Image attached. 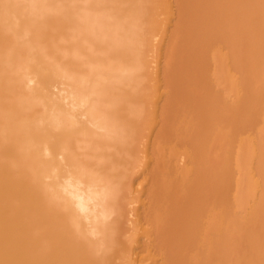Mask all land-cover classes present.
<instances>
[{"label": "bare ground", "instance_id": "6f19581e", "mask_svg": "<svg viewBox=\"0 0 264 264\" xmlns=\"http://www.w3.org/2000/svg\"><path fill=\"white\" fill-rule=\"evenodd\" d=\"M184 1L186 2V0ZM190 1L191 3L193 2V0ZM196 1L198 3H196L195 5H199V8L205 5L203 8L208 11V12L206 11L208 13V16L210 13L209 10H211L210 15L212 14L213 16H215L213 18H217L218 16L217 14H219L218 12H224L222 13L224 16L221 14L222 18L219 16L220 18L215 20H212L210 16L209 17L207 16V20H206L204 19V17L207 15V13L203 14L201 11H199L198 14L201 13L202 16L200 20L198 18L199 21L196 19L194 21L193 18H196L197 14L196 13L192 14V12H190L189 14L187 13L188 15L190 16L192 15V16H191V22H189L190 19L189 21H185L186 22L185 27L189 30L192 27L191 29L196 30L195 32H193L196 33V35H191L192 31L188 32V30L187 33H184V34H188L186 35V37H189L188 40L185 37H183L185 41L186 40L188 41V43L185 42L186 46L187 45L189 46L187 47L188 49L185 48V46H183L185 48V52L188 51L190 48L191 53L192 52L195 53L196 55H198V57L200 55L203 58L205 57L207 61L201 59L202 57L197 58L195 57V55L192 54L194 60L197 58L200 64H201L200 59L202 63L204 61L203 66L206 63L205 68L206 69L209 68V71L213 68V66L216 68L217 66L222 65L220 64V62H223V65L220 66V69L224 71L226 70L228 75H226L225 73L226 71L225 72L223 71L225 75L223 74L221 75L220 70H217L219 68H217L216 70L219 73L218 72L216 73L215 70L211 71L212 74L214 75L217 74L216 77L214 76L215 79L213 80H216V78L219 75L222 76L223 78H221L220 80L223 79L222 81H224L225 79L226 83L227 81L228 83H230V87L231 88L233 87L235 91L234 93H236V94L233 93L232 94L234 97L237 98V100L240 99L241 97H244L243 98L244 100L241 99L243 100V102L245 101L243 104L248 103V105H250L253 104V102L255 103L256 101L259 103L258 98L262 94H263L262 96H264V88L258 86V88L260 87L259 90H263V92H260L257 90L258 88L256 86L260 84L261 80H263L262 76L264 75L263 74L264 66L263 68H260V65H257L259 66L258 68H260L259 70H263L262 72L263 75L259 76V78L255 77L254 75L257 71L254 72L255 69H252L253 67H255L254 66L255 64L252 65L253 62L250 64V61H252L253 59L251 53L250 52L249 54L247 53L248 56L250 55L251 58L250 59L248 57L249 61L247 60V62H249L250 66H253L250 67L252 69V71L250 72L252 73L254 72L253 73L254 75L250 73V76L251 75L252 77L254 76L255 79L257 78V82L258 80L260 82L256 83L254 78L252 81V79L248 76L251 79L249 81L252 82L246 85V83H248L247 82L248 77L247 78L245 77L249 69L248 70L246 69L247 70L246 74H244L245 72H243L244 71L243 68L247 63L245 64L244 62L246 61L243 62V60L241 61L242 64H238V62L242 58H245L244 56L247 55L245 54L247 50L245 49L246 52L244 51L245 54V55L243 54L244 56L241 54V52H238L239 50L237 52L240 54L236 53L238 56H235L233 55L234 53H232L233 60L235 57L237 58L239 57L240 59L237 60V58H235L234 60L236 61L235 65L237 64L236 66H238V71L236 70L237 67L235 69L232 67L231 70L233 69L235 73L237 71L238 74L243 72L242 73L243 75L240 74V76L244 77L243 79H246V81L245 80L243 81V79L240 78L239 76V79H241L239 81H241L240 83H242L240 84L238 81V77L237 76L235 77L234 73L229 72L230 67L228 68L227 61L229 60L228 58L230 57H227V55L229 56L231 54L233 45L231 44L232 49L230 52H228L229 53L228 54L227 51L230 50L229 46L231 45L225 43V41H227L226 39H228L227 33L231 29H233L234 35L236 34L235 36L237 37L242 32H244L245 36L248 35L249 34L248 32L250 31H248L249 29H247L248 28L247 26H246L247 28L244 26V24H246L243 21V19L246 20L243 17L244 12L246 14L248 13L250 14L251 18L248 17L250 20L253 19L255 15L253 16L251 15V12L245 11L244 7H242L241 5L237 7L230 6V3H232L233 5L234 4L238 5L237 3H235L236 0H233V2L232 0L231 1L224 0L225 2H223V0L221 1L208 0L209 1L208 4L206 0H203V2H201L202 0L199 1L195 0L192 4H194ZM255 1L258 0H249L248 2L253 4V2ZM182 2L183 0H178V1L177 0H0V264H169L168 258H170L169 256L173 253V251H171V249L168 248L171 251L168 252L171 254L166 253L167 252L166 248L168 247V246L166 247V245L168 244L169 241L166 240L164 242L163 240L165 238L164 236H166L167 234L168 235H170L171 233L173 234L172 231L174 229L176 232L173 235L177 236L178 234L179 239L181 238L185 240L186 243L184 245L186 247H188L187 244L188 241H186L187 238L184 239V237L187 236L194 237V239L196 240L195 243L192 242V244L194 245L196 244L195 246L197 248L206 246L208 249L203 247L205 249H200V250L203 251L211 250L210 253L211 256L220 253L219 250L216 253L215 248H213L212 251V247H216V245L215 246L213 245L214 244L213 238L216 240L217 239L216 237L218 236L219 237L218 239H220V241H223L222 242L223 244L221 243L222 245L225 246L228 245L227 243L224 244L225 239L223 240V238L226 237L227 233L224 232L225 237L224 235L222 236V232L227 231L226 223L228 222L225 221L226 220L225 215L226 214L228 215L226 218H228L229 220L230 219L229 215L232 216L234 215V213L233 214L228 213V212L231 213V209H226L228 210V212H225L226 210L224 208V205L227 203L229 208L230 205L234 204L232 206L233 207L236 206L235 208H237L238 206L236 204L239 203L238 201H240L241 203L242 199L245 198L244 197L242 198V194L241 196L239 195L240 197L238 198L236 193L235 194L233 193L235 195V198H233L234 200L231 201H233L234 203L231 202L232 204H230L229 203L230 201L227 202L228 200L227 201L225 200L227 196L226 197L224 196V193H226L224 192L225 190L224 187L230 185L231 180L227 181L226 178L223 179L222 177L223 174L227 173L225 172L226 168L225 169L222 168L224 167L223 164H221L218 167V170L216 171L212 169L213 171L209 172V169H207V171L206 170L202 171L200 169L202 172L206 171L204 172L206 174L197 171V169H199L197 168L199 167L198 162L200 163L201 161L204 160L201 159L200 161L199 159V156H202L200 152L203 150L202 149L203 147L201 142H200L201 144L199 143L201 148L199 147L198 143L197 144L195 143L196 145L194 144V140L192 139L193 137L190 136V133L191 132L193 133L194 131L193 134L194 136H196L195 133L198 134L199 131L201 130L199 134L202 133L203 134L202 136H204L205 133L207 135V133L204 130L202 131V129H200L199 124H196L197 122H200L198 120L200 119V117L207 118L205 115H208L209 118V120L207 118L208 122L213 123L210 122L211 121L210 118H211L212 121H214L216 124L217 123L216 119H218L216 117L217 115L216 112L226 110L224 115H223L224 112L222 114H220L221 113L220 112L217 115L220 116L219 118L220 120L218 119V123H220L221 119L222 118L224 119L227 113L231 111L230 107H232V105H233L232 110H234L235 109L234 106H236L238 103L241 104L242 106H239V104L238 106H236V109L237 107H239V110H241L240 112H242V110L244 109L252 110V108H255L256 105H257L256 109L258 110L259 107V109L261 110L264 109V100H263L264 98L260 97V99L263 98L262 102L260 100V103L262 104L261 105L259 103L260 106H258V104L256 103V105L255 104H253V106L251 105L252 107L250 106V108H248L249 106H247L246 104L245 107H243L241 100H240L241 102H238L239 101L238 100L236 104V100H235L236 98L233 100L232 99L233 96H227L231 88H229L228 85L225 83V85L227 86L225 87L224 85L223 87L226 88L225 90L228 89L229 90L225 91L223 88L222 89L223 92L225 91L227 94L225 92L223 93L224 95L221 96L216 94L218 96L216 95L213 96L214 99L211 97V95L210 97L214 101V102L212 101L213 104L215 103L216 99H218L217 97L223 98V99H218L219 101L221 100V103L222 102L225 103L227 101L224 98L228 97L226 99H229V97H232L231 99L233 101L231 99L228 100V102L231 103L230 104L231 106L228 105L229 108H227L226 107L227 105L224 106L223 103L225 110H222L223 107L221 103L219 102V104L221 105L220 106L218 105L217 102L215 103L216 105L214 104L215 106L213 105L212 107V103L210 102L211 99L209 100L210 98L209 94L213 92H211L212 89L207 83V77L205 76L208 74V72L206 73V71L203 70V68L201 67L202 69L198 70V75L201 78L198 77L195 74L196 72H194L191 69L192 67L186 64L188 60L186 61V59L184 58L183 60L186 62H182L181 67H180L181 62H179V65H177L178 64L177 63L176 66L177 67L179 66L181 69L183 68L182 66L185 63L184 65L185 68H183L182 70L184 71L185 69L186 71V67H187L186 65H188L187 70L188 69L191 70L186 72L187 74L189 72L192 74L193 72L192 78L190 76L191 74H188V76L187 74L185 75L188 78L190 76L189 79L191 80H188L187 78L188 82L190 83L191 81H193L194 83H196L194 84L196 85V87L193 85V83L192 84L190 83V85L192 86L189 85L190 87H188L187 85L189 83L188 82L182 83V79H180L181 80L180 83L186 84V87L184 88L185 85L181 86L182 84L178 83L179 82L178 78L181 77L183 78V73L185 71L184 72L182 71L183 72L182 75H180V73H175V71H172V73L170 71L173 69H177L176 72L181 71L180 69L178 71L179 67L176 68L175 66H173V68H171V66L173 65L171 61L174 62L173 60H175V58L179 61L178 58L180 56L178 57L177 55L178 57L177 58L173 54L178 53L177 51V49L179 48L178 45L181 46V44L178 43L180 42L178 38L184 36L183 29H182L183 32H181V27H182L181 25L184 24L182 23L183 22L182 17L185 16H182L181 13L184 15L185 13H183V10L190 4L183 2L187 6H184V4L183 6H180ZM258 2L264 3V1L262 0L261 2L260 1ZM256 4L257 2L255 3V5L252 6H254V8L256 6L258 7L259 5ZM195 5L192 6L194 8H198ZM189 6L192 7L191 5ZM190 7L188 8V10L194 9V8L191 9ZM206 7L209 9H207ZM215 7H217L218 10L217 9L216 10L218 12L215 11V9H213ZM259 8L261 9H258L257 11L258 19L261 18L262 20L261 19L258 20L254 17L256 19L255 24L257 27L253 23L254 20H252L251 23V21L248 19L252 25L248 23L247 20L246 21L248 23V26L251 25L252 28V26L254 25L253 27H256L255 29L259 30L260 33H262L264 32L263 31L264 8L262 9V6ZM212 10L215 11L217 14ZM246 14L244 16H246ZM193 15L195 17H193ZM161 16H165V18ZM190 16L186 15V18L187 17L190 18ZM174 18L176 20H174ZM162 20H164V22ZM173 20L174 22H172ZM176 21L177 24H175ZM196 21H198L199 25L198 23L197 25L191 24V23H195ZM200 22L201 23L203 22L202 25H200L201 24ZM187 23H189V25ZM186 25L188 26L193 25V26L187 27ZM185 27L183 25L182 28L185 29ZM244 27L248 31V32L246 31L248 34L243 29ZM197 28H200L198 29L199 31H197ZM205 31H208L207 33L211 31L212 33L219 34V35L215 34L216 40L217 39L219 40L218 43H216L217 41L214 40L212 34H210L211 32L209 34L215 42H213V40L208 38L209 35ZM178 34H180V37ZM204 34L207 35L206 36L207 38L204 37L203 40H201L202 37L201 39L199 37L198 40L197 37L205 36ZM241 35L244 38L243 33ZM255 35L256 37L258 36V38L261 37L258 34ZM262 35H264V33H262ZM222 37L224 38L227 37V38L223 40ZM249 37L246 38L248 39ZM252 37L254 38L250 37L251 42L253 39H255L254 35ZM263 37L264 36H262V38L259 39L256 38V41L258 39L259 42H261L260 41L261 39L264 40ZM190 38L191 40L196 38L197 40L195 41L193 40V41L194 42L200 41L201 43H203L204 40L206 39L211 40L209 42L205 41L204 46L207 47L208 43L212 42L211 44L216 43L220 47V49H218V47L217 49H215L216 47H214L213 49H215V51L213 49L211 51L209 49L211 47L209 46V48L207 47L205 53H207L208 51L209 52L206 55L204 53L205 56H203L202 53L205 50L203 51V49H201V51L203 52L199 51L200 50L199 48L203 45L200 42L198 43H200L201 45L195 43H193L192 45L191 43L189 44V41H191L189 40ZM183 39L182 41H184ZM233 39H234L233 44H236L237 40L240 38L238 37L237 39L236 37H233ZM173 40L176 41V43H174ZM220 40L222 43H220ZM239 41L240 43H243L244 46L245 44H247L243 42L244 41L243 39L242 41L241 39L238 40L237 44H240ZM166 43L169 45H167ZM171 43L172 45L174 44V46L178 44L177 49H175L176 46L175 48L174 46H171ZM219 43L224 45L223 46L224 48L227 47L229 48L227 49V51L225 50L227 53L226 55L222 53L221 48L223 52L225 51L222 45H220ZM256 43H258V41L249 44L252 45L253 49H256V46L253 45ZM261 43L264 45L263 42ZM162 44L163 46L167 45V47L164 49L167 48L169 49L170 46L173 48L170 47L171 48V50L169 49L170 51L168 49L165 51L162 48L163 47ZM194 44L195 46H193ZM243 44H241V46H243ZM236 45L235 48L238 47V46L236 47ZM198 46L200 47L198 48ZM258 46L260 47L261 45ZM194 47L198 48V50H196V48ZM158 48L159 50L162 48L165 53L160 54L159 52H157L158 54L157 57L156 51L158 50ZM174 49L177 52H174L175 51ZM180 49L184 50L183 48L180 47L179 51ZM239 49L242 50V48ZM260 49L262 48L260 47ZM160 52L162 51L160 50ZM190 52L183 54L181 51L182 53L181 55L184 57V55L186 54L190 55ZM197 52L199 53L201 52V54H197ZM251 52H253V50H251ZM254 52L256 51L254 50ZM260 54H262V52ZM263 54L262 57L258 55V57L262 59L258 58L256 59L257 61L255 60L257 55H255V58L253 56L254 60L259 64H261L260 61L263 60L264 58ZM207 55L208 58L210 59L209 62L212 64L211 66L212 68H210V66L206 67L207 65H209L207 64L208 62V58H206ZM192 57L189 58V60L193 59ZM185 58H188V56ZM225 58H227L228 60ZM180 59L182 58L180 57ZM223 59H225V61H223ZM177 60L175 61L177 62ZM233 60L230 59L231 62L230 65L234 64L232 63ZM196 62H197L196 60L195 62L193 61L194 64H197V66H199L198 62L197 63ZM224 62L225 63L227 62V65H224ZM239 69L241 71H239ZM201 71L203 74L201 73ZM213 71H215V73ZM169 72L171 73V75L172 74L175 75L178 74V76L180 75L179 77L177 75L175 76L177 83L175 82V80L173 81V83L175 82L177 85L179 84L184 90L176 86L178 88V91L176 88L175 91L176 93L174 92L175 87H173L171 82L173 76H171ZM193 75H196V77H194ZM202 75L203 77L206 78V80L205 78L202 77ZM224 76H229L230 81L229 79H227V77ZM256 76H258V74H256ZM212 77L213 75L211 76V78ZM195 78H198L196 79L197 81L199 79L201 80V86L202 84H204L205 86L208 85L206 87L203 85L201 89L203 90L205 89L204 91H206L208 87L207 91H209L208 92L209 94L207 93V91L204 93L202 90L199 89V84L197 85V81L195 80ZM184 79H186V77ZM202 80L203 81L205 80L206 84ZM144 81L146 82L149 88L146 86V84H143L145 83ZM254 81L255 84L253 83ZM147 82L151 86H149ZM216 82L218 84L217 80ZM216 82L214 81V83ZM243 82L244 83L246 82L245 83V85L247 86L246 90L250 88V85H252L253 87L255 85L254 88L255 89L257 88L256 89L257 91H255V89L253 90L252 87L253 91H251L250 94L251 93L255 94V92H257L256 94H258V92H260V95L259 94L255 95L254 98V96L251 94V97H249L248 95L249 92L247 93L245 90H244L245 92L242 90L244 93H247V96L241 95L240 97L239 84L242 88V85L244 84ZM262 83H264V81ZM222 85L220 84V86ZM191 87L193 89H191ZM187 88H189V90L191 89V93H193L194 91L197 92V90L200 91L197 93L199 94L201 100H202L201 97L208 94L207 95L208 97H205V99L207 98L209 100V103L207 99L204 102L206 106L210 104L212 110L209 109L210 107H206L207 109L204 108L203 106H201L202 105L201 103H200L201 105L198 106L196 104L197 102L191 101L194 102L193 104H196L193 105L191 102L188 101L190 98L194 99L191 96L190 98L187 99V101L189 102V104L191 103L193 106L190 104L191 106L188 105L190 109L189 108L187 109L193 112L195 110V106H198L196 108V111H198V108L201 107V110L202 108H204L206 109V112L204 113V109L202 111L199 109L200 110V112L198 111V113H200L199 116L202 113H204V116L202 114L199 117L198 113L194 114L195 113L194 111L192 114L194 115L193 117L198 116V118L193 119L192 115H190L192 117L191 118L187 113L189 110L186 112V110L183 109L187 106L186 105L187 101L184 102L186 106L184 107L182 106L180 108L183 109V110L181 109L182 112L183 111L186 112V113L184 112L186 114L185 116L189 117L191 121H189L188 119H187L188 122L181 121L183 119L185 120L183 116H182L183 119H181L182 118L181 117L179 120L178 117L184 114L181 111L180 113H178L179 112L178 109L177 110L174 109L176 110L175 112H177L178 113L177 115L179 116L176 115L177 122L174 121L173 123L172 120L171 122L175 124L174 125L175 127H177L176 123L178 124V121H180L179 123L180 125L175 129L173 124L170 122L171 118H168L171 116H168L166 118L170 122V123L167 122L169 123L170 126L163 123L165 119L164 116L167 113L170 114V112L165 111L166 113L165 115H163V111H162L163 107L160 111L159 109H157V107L155 108V106H157L156 104L162 98L164 99L166 93H167L166 96L168 97V92L171 91V89H173L172 90L173 92L171 91L173 94L170 93L171 96L170 94L169 96L171 97L170 101L172 102L174 101L172 97L174 93L177 94V92L178 93L180 91L182 92V90L183 91L187 90L189 92ZM195 88H197V90H195ZM209 88L211 90H209ZM201 91L203 92L202 94L205 95H201ZM196 92L194 93V95L196 94ZM230 93L231 92H229V94ZM185 94L187 93L184 92L183 95ZM188 94L185 96L186 98ZM181 96L179 99L177 97V99L182 100L184 97L182 96L183 97L182 98ZM144 98L148 100L149 107H153V109L147 108L148 105H145V103L147 104L146 101L144 104L142 103V100L143 101L145 100ZM246 98H251V99L247 101ZM205 99L203 98V100ZM178 100L174 101L175 104L178 103L176 102ZM250 100H252L251 101L252 103L249 102ZM137 101L139 104L142 103L141 106L144 107V109L147 108L145 110L146 117H143L144 120L142 119L143 113H140L138 112V110L133 109L134 107L133 105L135 104L134 102L138 104ZM196 101H198V99ZM181 102H183V100ZM226 104L228 103L226 102ZM217 105L218 108L221 107L219 110H217L218 109L216 107ZM170 106L173 107L172 105ZM177 107L178 104H176V106L173 108H177ZM191 107L192 109H194L193 111ZM140 109L142 110V108ZM208 109L209 111H207ZM209 112L215 113L216 115L214 114L215 115L214 118L216 119L212 118L211 115L213 114H210ZM257 112L258 111H256V113ZM141 114L142 116H140ZM221 115H223L224 117L222 116L221 118ZM162 116L164 117L163 119ZM227 116L229 117L231 115H227ZM172 117H173L172 119H174L175 116ZM253 117L254 116L251 115L250 118L252 119ZM259 117H261V115ZM176 118L174 120H176ZM145 119L148 120L147 123L145 122L144 124H142L145 121ZM261 119H263L264 121V114ZM150 120L151 123L149 122ZM192 120H194V122ZM201 120L204 123V120L203 119ZM255 120L256 118L254 119V122ZM184 122L186 123L187 132H184L185 130L184 126L181 125V123L185 125ZM190 122H193V124L189 125ZM251 122L253 121L250 120V123ZM259 122L262 123V121ZM203 123L202 126L208 124V123L205 124ZM218 123L216 124V126L218 125ZM161 124L163 125L165 124L166 127H169L168 129H170V127L171 128L174 127L173 130H175V132L172 129H170L171 132H173L172 137L170 134L171 138H173L174 135L175 137L177 136L178 133H176V130L177 131L179 130L178 132L183 131L182 134L186 133L185 135H189L188 137L183 136L182 138H184V140H182V138H180L181 136L179 137L181 133H179L178 137L176 138L177 139L179 138L180 141L175 138L178 141L177 142L175 140L176 145L179 148H182L180 147L182 146L180 144L184 143V141L187 143L189 138H191V140H193L192 141L193 145L195 146L198 145L199 149L193 146L195 149L197 148L196 149L198 152V153L196 152L197 156L195 157L192 156V154L194 155L195 152L192 151L190 152L185 148H182L184 150L177 152L175 150L177 146L174 147L175 146L174 138L171 139L169 136H167L170 133V131L169 133L168 131L165 132L163 130V127H165V125L162 127ZM194 124L197 125L198 127L197 126L195 127ZM220 124L218 126H220ZM247 124L249 125V123ZM223 125H221V127H217L216 131L219 130L220 132H222L225 128L224 127L225 125L224 126ZM159 126H161L160 128L162 129L161 131L162 133H160V131L158 130ZM180 126H183L182 127L183 130H180L181 128ZM189 126H193V128L196 129V131L192 129L191 131L188 130ZM207 126L209 127V129H207ZM203 127L205 128V130L207 131L209 130L208 133H213V131H215L212 129L210 130V128H214V126L210 127L209 125H205ZM222 127H224L223 130L218 129ZM229 127H232V124ZM228 131H232V129L231 130L228 129ZM214 133L212 137H214ZM218 133L216 132L215 137ZM226 134L221 135V137L219 136L220 137L219 139H222L223 137L225 138V139L223 138L224 140L222 139V141L219 140L218 138L216 139L214 138L213 140L211 134L210 136L208 135L207 137L209 138L211 137V139L214 142L215 140H218L217 143L220 142L221 145L225 147V148L223 146L221 147L220 143L218 145L216 142L212 144V145L214 144L218 145V147L216 146L218 149L217 152L218 151L220 152L221 150L220 154L221 153L224 154L225 157H223L222 154L218 156L222 157L223 159H225L228 156L229 158L228 157L227 158L229 160L231 158V154L230 155L228 153L225 154L226 153L225 151L227 150L226 143L233 142V139H235V137H236V141L234 142H237L238 140L239 143V141L242 139L239 140L238 139L239 134H237V136L235 137L231 136L233 138L231 139V141H229L230 140V138L228 137L229 135L225 137ZM185 139H187V141ZM226 139L228 140V142ZM170 140H172L171 142L173 143V145L171 144ZM207 140L209 139L207 138ZM259 141L258 143L262 142L263 139L262 141L260 142ZM234 142L233 144H235ZM165 143L167 144L170 143L171 145L168 144V147L166 148V146H164ZM186 143L184 144L187 147V145H189L190 143L189 142H188L189 144ZM230 144L228 143V145ZM190 145L189 147L192 148V146ZM206 145L207 144L203 146ZM240 145L242 144H239V146ZM208 147L209 145L207 147H204L205 148L204 151H206L207 150L206 148ZM229 147L230 146H228V148ZM221 148H224L225 150L224 149L222 150ZM241 148H242L241 146L238 147V152H240V154L243 153V152L241 153V150H239ZM164 149L168 150V153H165ZM198 150H200V152ZM209 150H211V147H209ZM232 150L233 148L231 146V151ZM204 151H202V153ZM213 151H209L210 152L209 154L207 153V151L206 153L204 152L205 157L204 156L203 157L208 158L209 161H212V159L215 157L214 156L215 152ZM223 151L225 153H223ZM212 153H214V155ZM229 153H231L230 150ZM206 154L209 156L210 154L213 155V158L212 156H210L211 159L209 157H206ZM253 155L256 158L257 154L256 155L253 154ZM237 156H238L237 154L236 157L234 156L235 159L237 158ZM234 157L232 159H234ZM254 157L252 158L253 160ZM222 158L219 161H223ZM239 158H244L245 159L244 163L245 164L248 163L246 162V160L248 161L247 157L245 158L239 156ZM214 159L216 160H213L212 163L213 162L214 163L211 164L216 168L217 157ZM206 160L207 159H205L204 161L206 162ZM208 160L207 162H209ZM240 160L241 159H239V161ZM242 160L241 162H243ZM204 161L202 163H205ZM237 162L238 160L236 161V163L233 162V164L235 163L234 166L236 165L235 167L232 166L234 169L231 167H229L228 169L230 170L231 168L233 173L234 170L236 169L237 171V173L235 172L236 174L241 173V175H243L242 172L245 167L243 168L239 164L240 170H237L238 168ZM250 163L253 164L255 162H250ZM230 164L232 163L230 162ZM262 164L264 163L262 162ZM191 165L194 166L195 168V170L193 168L196 175V177L194 176L196 178L195 180L194 177H192V175L194 174L191 175L190 173V170H192ZM224 165L230 166L229 163H226ZM200 166L204 167L205 165L204 166L200 165ZM179 169L181 172H178ZM254 171L256 172V170ZM257 171L259 172V174L257 173L255 174L253 171H251L250 177H244V175L243 177L246 180L248 179L247 181L251 180L253 186L259 188L257 189L259 193L261 189L264 190V174L261 175L262 172L261 170L259 171V169ZM207 172L208 175L212 174L211 175L212 181H210L209 177L205 176L207 175ZM178 173H182V175L179 177L178 175L180 174ZM215 173L216 175L214 176L213 174ZM229 174L234 175L229 172L227 173V176ZM205 177L207 178L206 179L207 181L204 180ZM240 177L242 180L243 177L242 176ZM192 178H193V182H192ZM219 178L222 181L219 183L220 187L219 185L216 184L218 183V181H220ZM197 179L200 181L203 179L202 182L203 183L205 182L204 185L206 184V182L208 183L216 182V183H212V185L215 186L214 184H216L217 188L216 187L214 188L211 184L210 185L214 188V190L216 189L220 190L218 191L220 193L218 194L217 197L213 195L215 196L214 198H216L215 200L216 204L215 205L213 204L214 199L213 197H211L212 202L211 200L208 201L211 202L212 204L207 202L210 206L206 205L208 209L204 210L205 206L203 207L204 209L203 208L201 209L203 212L208 211L207 215H205L203 219L202 217H199L198 219V216L195 215L198 214L197 210L201 208L200 206H198V204L199 203L201 204V202L202 203L205 202L203 198L204 196L203 194H206V196L208 194V197L206 198L209 199L210 190L207 191L208 193H205L206 191H203L202 189L205 187L209 188V186L207 187L208 184L205 187L204 185L202 187V183L199 184L197 183L198 184L197 185L196 184V182L198 181ZM228 179L230 178L228 177ZM238 179L240 178L237 177L236 181ZM223 180L229 183L226 182L225 184ZM241 180H238L237 182L239 183L235 184L236 186L235 189H237L236 191H238L239 187L241 186L240 183L244 181ZM223 183L225 184V186ZM243 183L247 185L246 181H244ZM195 184L198 187L201 186L200 188L202 191ZM212 187L210 188L213 189ZM189 188H191L190 190L193 189L191 192L195 190V192L199 194L198 197L196 193L192 194V195H196V197H194L195 200L196 198H200V193L202 194V192H204L201 195L202 198H200L202 200L201 202H199L200 201L199 199H197L198 200L197 203L195 201L193 202V206L194 208H196L195 211L197 214L195 213L194 210L190 211L192 206L191 205L189 206V204L192 203L190 201H193L194 199L191 200L192 198L191 195L189 194ZM229 188L230 186H228L227 190H229ZM241 189H243V187ZM179 191L181 192V194H179ZM229 193L230 192L226 194L228 195ZM260 194L261 193H259V196L263 197ZM189 198L190 200H188ZM230 198L232 197H229V199ZM236 198L239 199L237 202H235L237 200ZM173 199L174 200L177 199L178 203L180 202V204L178 205L177 203L175 204L174 202L177 201H174ZM181 199H183V201ZM261 199L262 200L260 201L261 202L263 201L264 203V198ZM168 201L169 202L171 201L175 204V206L176 205L178 206L177 211L179 213H177V211L174 210L176 211L175 212L176 214L175 213L174 215L172 214L171 211L173 209L171 210V208H173L174 205L167 203ZM184 201H188L187 206L189 207L187 209L189 210L188 212H186V214H188L187 216H189L190 214L191 217L186 216L185 218V216H183L185 212L182 215L183 213L182 209L185 208L184 206H186ZM255 201L258 203L257 204L255 202V204L260 206L259 204L261 202L259 200H255ZM263 203L261 204L260 207L256 205H254L253 207L256 206L259 209L261 208L262 211H264ZM168 204L170 205V208H168ZM181 204L182 205L184 204L183 207L181 206ZM195 204H197L198 208L196 207ZM165 205L167 208L165 207ZM171 205H173V207ZM203 205L204 204H202L201 206ZM227 205L225 206L227 207ZM214 206L216 209H214ZM176 207H174V209ZM165 208L167 209V212L168 210L169 211L171 210L170 215L171 217H173V220L171 223H169L170 225L168 224V222L171 221L170 220L171 217L169 215V212L168 213L165 212L166 211ZM254 209L255 208L252 209L254 214L256 213L258 215L261 214L262 211L260 213L259 212L255 213ZM183 211L185 210L183 209ZM191 212H193L192 215ZM203 212H201L200 213L201 215L199 214V216H203L202 214ZM253 212L251 213V215L253 214ZM262 215L263 213L260 216H256L258 218H256L255 216H251V218L248 217L247 219L249 220L250 218L249 221H251V219H253L254 217L256 219H259L262 218L261 217ZM235 217L238 218L236 216V212H235ZM235 217H233L235 219L234 221H237ZM242 218L244 217L242 216ZM232 220L233 219H231V221ZM253 220L255 222V219ZM164 223L165 224L167 223L166 225H169L167 226L166 229L172 226L174 229L171 228L172 231L170 233L167 232L166 234V231L168 230L166 229H165L166 231L164 230V227L166 226ZM174 226H176V228ZM224 226H226V228H224L225 230H223ZM263 230L261 229L263 233L260 231H259L260 233L258 232L260 236H264ZM172 234L170 235L171 237ZM170 239L168 237V240ZM177 239L178 238H176V240H173L172 237L171 241L173 240L175 242L177 241ZM260 239H263V242L262 240L261 242L264 243V238L260 237ZM191 240L192 239L190 238V241ZM170 242L168 245L173 243L171 245H173V247H176V245L174 246V242L171 243ZM256 242H258L259 244V241ZM176 243L179 245L180 242H175V244ZM217 243L219 246V242H216V244ZM260 244L259 246L256 245V247L261 246L259 251L262 250V248L264 247V246L262 247L263 244L262 245ZM194 245L191 246L189 245V246L191 248L193 246L194 248ZM181 248L184 249L180 245L178 246L177 250L178 249L182 250ZM223 248H227L226 253H228L227 251L229 245L228 247L226 246ZM254 250L256 251V249ZM188 251L189 252L191 251V253L193 252L192 249L191 250L189 249ZM208 251H207L208 253L207 255H209ZM184 252L186 253L187 251L185 250ZM184 252L183 255L185 257ZM189 252L188 254L190 255L191 253ZM198 252H193V254L195 253L197 257L196 260H198L199 262L201 260V257H203L204 255L198 258L197 256V254H199ZM165 253L167 256L165 255ZM257 253L259 252L257 251ZM179 254L181 255V253ZM193 254H191L190 257L191 256L193 257L194 256ZM260 254L261 257L264 256V253L260 252L258 254L259 257ZM178 255L175 254V256ZM183 255H181L180 256L181 258H179L180 262H177L178 261L177 258L179 256L176 257L177 261L174 260L176 264L178 263L182 264L181 261L183 259ZM207 255H205V257H207ZM209 256L207 258L204 257L205 258L204 263L202 262V260L200 262H202L203 264H208L207 261L208 259L209 263H211L213 259H211V256L209 258ZM218 256L221 257L222 255L221 256L217 255V257ZM227 256L228 255L226 256L224 255L223 257L226 259ZM148 257L150 258L154 257L152 263H147L149 260L148 261L146 260V263H144L145 259ZM187 257L188 256H186V259H183V261L184 260L188 261V259L190 260V258ZM194 259L192 261L198 264ZM210 259L212 261H210ZM217 259H218L217 261L218 264L224 261L223 259L221 260L222 262H220L219 261L220 258ZM257 260L260 261V258ZM191 263L189 262V264ZM170 264L173 263L170 262ZM183 264L186 263L183 262Z\"/></svg>", "mask_w": 264, "mask_h": 264}, {"label": "rangeland", "instance_id": "374dc122", "mask_svg": "<svg viewBox=\"0 0 264 264\" xmlns=\"http://www.w3.org/2000/svg\"><path fill=\"white\" fill-rule=\"evenodd\" d=\"M177 1H178V0H177ZM194 1H195V0H193V2H194ZM198 1H199V0H198ZM206 1H207V4H208L209 1H208V0H206ZM219 1H221V0H219ZM225 1H229V0H225ZM225 1L223 0V2H225ZM230 1H231V0H230ZM248 1H249V0H236L235 3H237L238 5H236V4L233 5L232 3H230V6H232V7H233V6H234V7H237V6L241 5L242 7H244V10H245V11H249V12H251V15H253V16L255 15L254 17H255L256 19H258L257 11H258V9H261V8H259V7H261V6H262V9L264 8V3H263V2H262V3H259V2H258V1L261 2V0L255 1V2H253V4H251L252 1H251V3L248 2ZM262 1H264V0H262ZM183 2H185V1L183 0ZM183 2L181 3L180 6H183V4H184V6H187L185 3H187V4L190 3L189 5H191V6H192V5H195L196 3H198V2L196 1L194 4H192L193 2L191 3L190 0H189V1L186 0L185 3H183ZM201 2H203V0H202ZM232 2H233V0H232ZM256 2H257L256 5H259V6H258V7L256 6V7L254 8V6H252V5H255ZM177 3H178V2H177ZM199 3H200V2H199ZM204 3H205V2H204ZM204 3H203V4H204ZM221 3H222V2H221ZM221 3H220V4H221ZM201 4H202V3H201ZM260 4H263V5H260ZM189 5H188V6H189ZM188 6L186 7L187 9L185 8L186 10L184 9L185 12H184V10L182 9L183 7L181 8V9L183 10V13H185L187 16H190V15H188L190 12H192V14H195V13H196L197 15L200 14V15H199L200 17L196 15V18H193L194 21H195V19L198 20V18H199V20H200V18H201L202 15H201V13L198 14L199 11H201L203 14H206V13L208 12L206 9L203 8L205 5H204V6L202 5L203 7H200V8H199V5H195V6L198 7V8H194L193 6H192V7L189 6L191 9L194 8L196 11L198 10L197 12H196L194 9H193V10H188V8H189ZM210 6H211V4H210ZM177 7H178V5H177ZM201 8H202V10L204 9L205 12H204V10L202 11ZM206 8H207V7H206ZM211 8H212V7H211ZM218 8H219V7H218ZM177 9H178V8H177ZM207 9H209V8H207ZM213 9H215V11L218 10L217 7L213 8ZM216 9H217V10H216ZM219 9H220V8H219ZM182 10H181V12H182ZM250 10H252V11H250ZM206 11H207V12H206ZM209 11H210V13H211V10H209ZM212 11H213V10H212ZM215 11H213V12H215ZM222 11H223V10H222ZM177 12H178V10H177ZM217 12H218V11H217ZM187 13H188V14H187ZM210 13H209V16L212 18V20H215V19H219L220 17L222 18V15H223L222 13H224V12H218L220 15L217 14V13L215 12V13L218 15V16L216 15L217 18H213V17H215V16H213L212 14H211V15H212V16H211ZM247 13H248V12H247ZM252 13H253V14H252ZM185 14L183 15V14L181 13L182 16H185V17H182V20H183L182 23H184V24L181 25L182 27H183V25H184V27H185V23H186L185 21H189V19H190L189 22H191V16H192V15L190 16V18H189V17L186 18V15H185ZM213 14H214V13H213ZM221 14H222V15H221ZM245 14H246V13L244 12V15H245ZM214 15H215V14H214ZM244 15H243V17L248 21V23H250V22H249L250 19L248 18V17H250V14L248 13V14H246V16H244ZM203 16H205V15H203ZM207 16H208V13H207V15L204 17V19L207 20ZM209 16H208V17H209ZM219 16H220V17H219ZM223 16H224V15H223ZM161 17H164V18H165V16H161ZM173 17H174V16H173ZM193 17H195V16L193 15ZM254 17H253V19H251L250 21H251V23H252V20H254L253 23L255 24V22H256L255 20H256V19H255ZM164 18H162V19H164ZM183 18H184V19H183ZM202 18H203V17H202ZM250 18H251V17H250ZM160 19H161V18H160ZM204 19H202V20H204ZM248 19H249V20H248ZM260 19H261V18H260ZM260 19H258V20H260ZM174 20H176V19L174 18ZM174 20H173L172 22H174ZM199 20H198V21H199ZM202 20H201V21H202ZM246 20L243 19L244 23L247 24V25L244 24V26H245V27L247 26L248 28H247V27H246V28L249 29L248 31H250L251 33L248 32V31L246 30V28L244 27L243 29L245 30V32L247 31L249 34L246 32L248 35L245 36V35H244V32H242L244 38H243L242 35H241L242 33L238 36V37L241 39V41H242V39H243V40H244L243 42L247 43V44H245V46H244L243 43H240V41H239L240 44H237V43H238V40H240V39H238V37L235 36L236 34L234 35V31H233V29H231L233 32L230 30V31L227 33V37H228V39H226L227 37L224 38L225 36L222 37L223 40H225V39L227 40V41H225L226 44H229V45L232 44V45H233V49L231 48V47H232V45H231V46H229L230 50L227 51V49H229V48H228L226 45H225V46H226L227 48H224V47H223L224 45L220 44V43H222L221 40H220V43H219V44L222 45V47L224 48V51H225V50L227 51V53L230 52L231 49H232L231 54H230L229 56L227 55V57H230V58H228L229 60H228L227 58H225V59L228 60V61H227V62H228V68L230 67V68H229V70H230L229 72L234 73V76H235V77H236V76L238 77V81L241 80V79H239L240 74L243 75V74H242L243 72H245L244 74H246V71H247L248 69H249V71H248L247 74H249V75L246 74V77H245V78H247V77L249 76V77L252 79V81H253L254 76L259 78V76H262V75L264 74V72H263V70H264V68H263V66H264V58H263V60H261V61L263 62V64H262V62L260 61V63H261L262 65L259 64L258 62H256V61H257L256 59L259 58L258 55H260V56L262 57V54L264 53V50H262V49H264V45L261 43V42L264 43V40L261 39V40H260L261 42H259V40H258L259 38H262V36H264V35H262V33H264V32L260 33L259 30H256V29H255V28L257 27L256 24H255L256 27H253V26H254V25H253L252 28H251V25H252V24L250 23L251 25H249V26H250V27H249V26H248V23H247ZM261 20H262V19H261ZM162 21L164 22V20H162ZM198 21H196L195 23H191V24H193V25L196 24V25H197ZM245 21H246V22H245ZM200 23H201V22H200ZM202 23H203V22H202ZM202 23H201L200 25H202ZM175 24H177V21L175 22ZM187 24L189 25V23H187ZM257 24H258V23H257ZM188 25H186V26H187V27L193 26V25H190V26H188ZM198 25H199V23H198ZM170 26H171V25H170ZM182 27H181V32H183V31H182V29H183V30H184V32H183V35H184V36H181V37H180V34H178L179 37H180V38H178V39L180 40V42H178V43L181 44V46L178 45V44H176V45H175L176 48H175L174 44L172 45L173 42L176 43V41H174V40H173V42L171 43V46H174L175 49H177V45L179 46V48L181 47V48L184 49V50H181V49H180V51H179V48H178V49H177L178 53H174V54H173V55H175L176 57H177V55H178V57L180 56L182 59H180V57H179V58L177 57V58L179 59V61H178V60L175 58V60H177V62H176L175 60L172 59L174 62L171 61V63H173V65L171 64V65H172L171 68H173V66H175L176 68H178L179 66L177 67L176 64L178 63L177 65H179V62H181V64H180V67H181L182 62H186V61L188 60L187 62H189V63L186 62V64H188L189 66L192 67V68H191V67H190V68H191L194 72H196L195 74H196L198 77H200V76L198 75V70H200V69L203 68V70H205L206 73L208 72L207 75H205V74H204V75L207 77V83L209 84L210 88L212 89L211 92H213V93L209 94V93H208L209 91H207V89H208V87H207L206 91H207V93L209 94V97H210V95H211V97L213 98V96H215L216 94H218L219 96L224 95L223 93H224L225 91H228V90H229V89H228V90H225V89H226L225 87L228 85V87L231 88V87H230V83H228V81H227V83H226V82H225V79H224V81H222L223 79L220 80V79L223 78V77L220 76V75L218 74L220 77L218 76L219 78H218V77H217L218 79L216 78V80L218 81V84H217L216 80H213V79H215V77L217 76V74L214 75V74H212V72H211L212 70H215L216 73H217V72H218L217 70H220V72H221L220 74H221V75H222V74L225 75V73H226V75H228V73H227L226 70H225V71H226V72H225L224 70L220 69V66L223 65V62H220V64H222V65L217 66L216 68L213 66V68H212V67H211L212 64L209 62L210 59L208 58V55H207L206 58H208V62H209V63L207 62V64H209V65H207L206 67L210 66V68H212V69L209 71V68H207L208 70L205 68L206 63H205V65L203 66L204 61H203V63H202V61H201V59L206 60L205 57L203 58L201 55L199 56L200 58L202 57V58L200 59V62H201V64H200L199 61L197 60V58H199L198 55H196V54L193 53V52L191 53V52H190V48H189L188 51L185 52V48L189 47L188 45L186 46V44H185V42L188 43L187 40H188L189 37H186V35H188V34H184V33H187V30H188V32H191V31H192V32H191V35H196V33H193V32H195L196 30L191 29L192 27L190 28V30L187 29L186 27H185V29L182 28ZM194 27H195V26H194ZM197 27H198V26H197ZM201 27H202V26H201ZM194 29H196V28H194ZM198 29H200V28H197V31H199ZM211 29H212V28H211ZM253 29L256 30L257 32L254 31ZM185 30H186V31H185ZM203 30H204V29H203ZM200 31H202V30H200ZM208 31H209V30H208ZM208 31H205V32L207 33ZM258 31H259V33H258ZM263 31H264V30H263ZM210 32H211V31H210ZM210 32H209V33H210ZM252 32H253V33L256 32V33L253 34ZM192 33H193V34H192ZM201 33H202V32H201ZM209 33H207V34H208L209 36H210V34H212V37L214 38V40H216V38H215V34H217V33H212V32H211L210 34H209ZM246 33H245V34H246ZM213 34H214V35H213ZM252 34L255 36V39H253V40H255V41L252 40V42L255 43V42L258 41V43L253 44L254 46H256V49H253L252 45L249 44V43L252 44V42H251L250 39H251V38H254V37H252V36H253ZM255 34H258V35H260L261 37L258 38V36L256 37ZM178 35H177V37H178ZM181 35H182V33H181ZM191 35H190V36H191ZM198 35H199V32H198ZM200 35H203V34H200ZM204 35H205V34H204ZM217 35H219V34H217ZM217 35H216V36H217ZM230 35H231V36H230ZM233 35H234V36H233ZM249 35H250L251 38L249 37ZM251 35H252V36H251ZM206 36H207V35H205V36H198L197 38H198V40H199V37H200V39H201V37H202L201 40H203V38L206 37ZM209 36H208V38H210L211 40H213L212 37H211V36L209 37ZM183 37H185L187 40L185 41V39H183ZM194 37H195V36H194ZM218 37H220V36H218ZM233 37H236V38L238 39V40L236 39V40H237V43H236L237 45H236V44H233V43H234V41H233V40H234ZM246 37H249V38L247 39ZM192 38H193V36H192ZM206 38H207V37H206ZM206 38H205V39H206ZM245 38H246V39H245ZM256 38H258L257 41H256ZM263 38H264V37H263ZM178 39H177V40H178ZM182 39H183L184 41H182ZM220 39H221V38H220ZM175 40H176V38H175ZM189 40H191V38H190ZM193 40L195 41V40H197V39L195 38V39H193ZM193 40L189 41V44L191 43V45H192L193 43H195V44H199V45L202 44V45H203V46H201V47L198 46V48L200 47V48H199V49H200L199 51H201V49H203V51L205 50L204 52L201 51V52H203V53H202L203 56H205V55L209 52V51H208L207 53H205L206 50H207V47L209 48V46L211 47V48H209L211 51H212V49H213L214 47H216L215 49H217V47H218V49H220V47L216 44V43H218V41H219L218 39L216 40V41H217V42L215 43L216 45H215L214 43L211 44V43H212V42H211V43H208V46H207V47L204 46L205 41H208V42H209V41H211V40L206 39V40H204V42L202 41L203 43H201L200 41H198V42H200L201 44L198 43V42H194ZM214 40H213V42H215ZM236 40H235V42H236ZM248 40H250V41H248ZM262 40H263V41H262ZM167 41H168V40H167ZM169 42H170V41H169ZM227 42H228V43H227ZM164 43H165V42H164ZM182 43H183L184 45H183ZM206 43H207V42H206ZM260 43H261V44H260ZM166 44H167V43H166ZM195 44H194L193 46H195ZM210 44H211V45H210ZM241 44H243V46H241ZM157 45H158V44H157ZM167 45H169V44H167ZM167 45H164V46H163V44H162V46H163L162 48H163V49L166 48ZM212 45H213V46H212ZM235 45H236V47L238 46L239 48H242L243 51L240 50L238 47L235 48ZM248 45H250V46H248ZM258 45H261L260 47H261L262 49H260V47H259ZM262 45H263V46H262ZM171 46H170V47H171ZM183 46H185V48H184ZM193 46H192V47H193ZM196 46H197V45H196ZM246 46H248L249 48L246 47ZM257 46H258V48H257ZM170 47H169V49L171 50V48H173V47H171V48H170ZM203 47H204V48H203ZM244 47H245V48H244ZM251 47H252V48H251ZM162 48L160 49L162 52H160V50H159V48H158V50L156 51V54H157V52H159L160 54H161V53L163 54V53H165L164 50L166 51V50L168 49V48H167V49H164V50H163ZM194 48H196V47H194ZM198 48H196V50H198ZM169 49H168V50H169ZM175 49H174V50H175ZM187 49H188V48H187ZM215 49H213V50L215 51ZM245 49L247 50V52H246ZM258 49H259V50H258ZM170 50H169V51H170ZM191 50H193V49H191ZM238 50H239V51H238ZM251 50H253V52H254V50H255L256 52H259V53H256V52L253 53V52H251ZM257 50H258V51H257ZM169 51H168V52H169ZM177 51L175 50L174 52H177ZM181 51H182L183 54H185V53H189V52H190V55H189V54H186V55L188 56V58H185V57H187L186 55H184V57H183V56L181 55V54H182ZM183 51H184V52H183ZM221 51H222V53H224L225 55L227 54L226 51L223 52L222 48H221ZM237 51H238V52H241L242 55L244 54V51L246 52L245 54H247V53L249 54V52H250L253 60H254V58H255V55H257L256 58H255L256 61H255V60H254V61H253V60L250 61V64L253 62L252 65L255 64V65H254L255 67L250 66V65H249V62H247V60L250 58V55L248 56V54H247L246 56H244V55H245V54H244L243 56H244L245 58H242L241 60H239V62H238V61H237V62H238V64H242L241 61L243 60V62L246 61V62H244V63H245V64L247 63V64H246L245 67H244L245 69L242 67L244 71H243L242 73L238 74V73H237V71H238V66H236L237 64L235 65L236 61H234L235 58H237V57H235L234 60H233V58H232V53H234L233 55H235V56H238L237 54H240V53H238ZM179 52H180V53H179ZM201 52H200V53L197 52V54H201ZM261 52H262V54H260ZM204 53H205V55H204ZM236 53H237V54H236ZM160 54H159V55H160ZM192 54L195 55V57H197L195 60L198 62L199 66H197V64H194V63H193V61L195 62V60H194V57H192ZM228 54H229V53H228ZM209 55H210V53H209ZM263 55H264V54H263ZM160 56H161V55H160ZM164 56H165V55H164ZM189 56H190V57H189ZM240 56H241V55H240ZM253 56H254V58H253ZM157 57H158V54H157ZM173 57H174V56H173ZM173 57H172V58H173ZM191 57H192L193 59L189 60V58H191ZM248 57H249V58H248ZM183 58L186 59V61H184ZM225 59H223V61H225ZM230 59L233 60L232 63H234V64H233L234 66H233V65H230V64H231ZM238 59H240V58L238 57L237 60H238ZM250 59H251V58H250ZM259 59H262V58H259ZM206 61H207V60H206ZM248 61H249V60H248ZM191 62H192V63H191ZM197 62H196V63H197ZM227 62H226V63L224 62V65H227ZM240 62H241V63H240ZM254 62H256L257 64L254 63ZM244 63H243V64H244ZM210 64H211V65H210ZM184 65H185V63H184L183 66H182L183 68H185ZM188 65H186V66L188 67ZM195 65H196L197 67H196ZM200 65H201V66H200ZM247 65H248L249 68L247 67ZM257 65H260V68H263V70H259L260 68H258L259 66H257ZM175 67H174V68H175ZM180 67L178 68V71H179ZM187 67H186V71H190L191 69H188V70H187ZM201 67H202V68H201ZM223 67H224V66H223ZM232 67H233L234 69L237 67V69H236V70H237L236 73H235V71H234L233 69L231 70ZM250 67H253L252 69H255L254 72L257 71V72H259V73L256 72L255 75H254V74H253L254 72H253V73L250 72V71H252V69H251ZM171 68H170V69H171ZM183 68L180 69V70H181L180 72H176L177 69H173V70H171L170 72L172 73V71H175V73H180V75H182V73L185 71V69H184V71L182 70ZM198 68H199V69H198ZM217 68H219V69H217ZM221 68H222V67H221ZM226 68H227V67H226ZM228 68H227V69H228ZM256 68H257V70H256ZM216 69H217V70H216ZM246 69H247V70H246ZM182 71H183V72H182ZM186 71L183 73V78H182V77H181V78H178V81H179L178 83H179V84L186 83V82H188V80H191V79H189V78H190V76H191V78H192V74H193V72H192V74H191L190 72L188 73V74H191V75L189 76V78H188V77H187L188 74H187ZM215 71H213V72L215 73ZM223 71H224L225 73H224ZM239 71H241V70L239 69ZM170 72H169V74L171 75ZM262 72H263V74H262ZM173 73H174V72H173ZM201 73H202V71H201ZM218 73H219V72H218ZM250 73L253 74L254 76H253V77H252V75L250 76ZM185 74H187V76H186ZM202 74H203V73H202ZM236 74H237V75H236ZM256 74H258V76H256ZM259 74H261V75H259ZM163 75H164V74H163ZM176 75L178 76V74H176ZM176 75H175V74H172V75H171V76H173L172 79H171V82H172L173 87H175L174 92L176 91V88H177V87H178V88H182L181 86H184V85H185L184 88L186 87V84H182L181 86H180L179 84H178V85L176 84V83H177V82H176L177 80L175 79V78H176V77H175ZM180 75H179V76H180ZM184 75H185V76H184ZM196 75H193V76L196 77ZM209 75H210V76H209ZM212 75H213V77H214V76H215V77H214V78H213V77L211 78ZM229 75H230V73H229ZM167 76H168V75H167ZM179 76H178V77H179ZM185 77H186V79H184ZM194 77H193V78H194ZM202 77H203V75H202ZM224 77H227V79H229V76H224ZM249 77H248V78H249ZM187 78H188V80H187ZM200 78H201V77H200ZM203 78H205V77H203ZM203 78H202V79H203ZM240 78L243 79L244 77H241V76H240ZM248 78H247V80H248L247 82H248V83L245 82L246 85H248L250 82H252V81H249V80H251V79H250V78L248 79ZM260 78H261V77H260ZM180 79H182V83H180V82H181ZM183 79H184V82H183ZM196 79H198V78H195V80H196ZM262 79H263V80L260 79L261 82H260L259 80H258V82H260V84H263V85H264V83H262V82L264 81V75L262 76ZM174 80H175L176 83H175V82L173 83ZM193 80H194V79H193ZM195 80H194V81H195ZM205 80H206V78H205ZM205 80H204V81L202 80V81L205 82ZM212 80H213V81H212ZM244 80L246 81V79H243V81H244ZM254 80L256 81V83H258V82H257V78H256V79L254 78ZM146 81H147V80H146ZM196 81H197V80H196ZM214 81H215L216 83H214ZM229 81H230V79H229ZM255 81L253 82L254 84H255ZM144 82H145V81H144ZM240 82H241V81H239V83H240ZM147 83H148V82H147ZM188 83H189V82H188ZM190 83H191V84L193 83V85L196 84V83H194L193 81H191ZM190 83L187 85L188 87L192 86V85H190ZM219 83H220L221 85H222V84H223V85L220 86ZM225 83H226L227 85H225ZM243 83H244V82H243ZM245 83H244L243 85H245ZM253 83H251V84H253ZM143 84H146V82L143 83ZM148 84H149V83H148ZM175 84H176V85H175ZM198 84H199V89L202 90V91L205 93V92H206V91H204L205 89H204V90L201 89L202 86H203L204 84H202V86H201V80H200V79L197 81V85H198ZM205 84H206V82H205ZM240 84H242V83H240ZM240 84H239V88H240V89H239L240 97H241V95H243V96L246 95V96H247V93H248V92H249V93H248L249 97H251V94H252V93L250 94V92L253 91V90L255 89V88H254L255 85H254V87H253L252 85H250V88L248 87L249 89L246 90V89H247V86H246V85H245V86L242 85V88H243V89H242L241 86H240ZM260 84H258L256 87L258 88V86H261L262 88H264L263 85H260ZM174 85H175V86H174ZM189 85H190V86H189ZM224 85H225V87H223ZM146 86H147V84H146ZM149 86H151V85L149 84ZM176 86H177V87H176ZM179 86H180V87H179ZM194 86L196 87V85H194ZM194 86H193V88H194ZM200 86H201V87H200ZM204 86H205V85H204ZM206 86H208V85H206ZM206 86H205V87H206ZM147 87H148V86H147ZM147 87H146V88H147ZM228 87H227V88H228ZM244 87H246V88H244ZM252 87H253V90H252ZM148 88H149V87H148ZM178 88H177V91H178ZM193 88L191 87V89H193ZM197 88H198V86H197ZM197 88H195V90H197ZM210 88H209V90H211ZM222 88L225 90L224 92H223V89H222ZM257 88H256V89H257ZM259 88H260V87H259ZM259 88H258L257 90L260 91V92H263V90H259ZM262 88H261V89H262ZM168 89H169V88H168ZM182 89H183V88H182ZM187 89L189 90V88H187ZM191 89L189 90V92H188L187 90L183 91V90H184V89H183V90H182L183 93H182V92L180 91V89H179L180 92H179V93L177 92L178 95L175 94L176 92L174 93V95H172L174 101H175V100H178V99L180 98L181 94H182V96L185 98V99H184V98L181 96V97L183 98V99L181 98V99L183 100V102H181L182 100H178V101H176V102H178V103H176V104H178V107H177V108H173V107L176 106V104H175L174 101H172V102L170 101V98H171V97H170V96H171L170 93L173 92V91H172L173 89H171L172 92H171V91L168 92V97L166 96V94H167V93H166L164 99L162 98V99L156 104L157 106H155V108L157 107V109H159L160 111H161V109H162V107H163V109H162V111H163V115H165V113H166L165 111L170 112V114L172 113L171 115H170L169 113H167V114H166L167 116H166V115L164 116L165 119H164L163 123L169 125V123L171 122V120L173 121V123H174V121L177 122V118H176V117L179 116V115H177V114L180 113V111L182 112L183 109L186 110V112H187V111L190 109L189 106H191V105L194 103V102H191V101H195V102H197L196 104H197L198 106L202 104L201 106H203L204 108H206V107H210V104H208V105L206 106V104H205V102H204V101H206L207 98L205 99V97H208V96H207L208 94H207V95L202 94L203 92L201 91V95H205V96L201 97V98H202V100H201L199 94L197 93V92H200V91L197 90V92L194 91L193 93H191ZM256 89H255V91H257ZM219 90H220V91H219ZM242 90H243V91L245 90L247 93H244L245 91L243 92ZM186 91H187V92H186ZM241 91H242V92H241ZM255 91H254V92H255ZM184 92L187 93V94L189 93L188 96H187V98L185 97L187 94L183 95ZM195 92H196V94H197V97H196V94L194 95ZM229 92H231V93H230L231 95L229 94ZM229 92H228V94L225 92V93L227 94V96H233V94H236V93H234L235 91H234L233 87L229 90ZM254 92H253V93H254ZM260 92H258L259 95H260ZM180 93H181V94H180ZM232 93H233V94H232ZM243 93H244V94H243ZM256 93H257V92H255V94H252V95L254 96V98H255V95H258V94H256ZM169 94H170V96H169ZM172 94H173V93H172ZM179 94H180V96H179ZM213 94H214V95H213ZM175 95H176V96H175ZM218 95H216V96H218ZM262 95H263V94H262ZM262 95H261L260 97H263V98H264V96H262ZM178 96H179V97H178ZM191 96H192L195 100L192 99V98H190ZM194 96H195V97H194ZM166 97H167V99H166ZM175 97H176V99H175ZM177 97H178V99H177ZM211 97L209 98V100L211 99ZM223 97H224V96H223ZM225 97H226V95H225ZM257 97H259V96H257ZM260 97L258 98V99H259V103H260V100H261V102L264 100L263 98L260 99ZM168 98H169V99H168ZM188 98H190L188 101L192 103V104L190 103L191 105H190L189 102L187 101ZM203 98H204L205 100H203ZM217 98H218V99H223L222 97H220V98L217 97ZM226 98H228V97H226ZM226 98H224V99L227 100L226 102H227L228 104H226V102H225V103H224V102L221 103V100L219 101L218 99L215 98V99H216L215 103L218 102V105H220L219 102L221 103V105H222V107H223L222 110H225V107H224V106L227 105L226 107L229 108L228 105L231 104L230 102H228V100H230L232 97H229V99H226ZM235 98H236V97L233 96L232 99L234 100ZM243 98H244V97H241L240 99H238L239 101H238L237 98H236V99H235V100H236V104H237V101H238V102H241V101H242L241 103L243 104V103L245 102V101L243 102V100H244ZM144 99H145V98H144ZM173 99H172V100H173ZM197 99H198V101H196ZM213 99H214V98H213ZM232 99H231V100H232ZM241 99H243V100H241ZM246 99H247V101H248V100L251 99V98H246ZM246 99H245V100H246ZM262 99H263V100H262ZM209 100L207 99L208 103H209ZM217 100H218V101H217ZM225 100H224V101H225ZM233 100H232V101H233ZM240 100H241V101H240ZM145 101L147 102V104L145 103ZM179 101H180V102H179ZM186 101H187L188 103H187ZM212 101H213V100L211 99L210 102L212 103ZM222 101H223V100H222ZM247 101H246V102H247ZM251 101H252V100H250L249 102H251ZM254 101H255V100H254ZM173 102H174V103H173ZM184 102H186V105H187V106L185 105ZM198 102H199V103H198ZM213 102H214V101H213ZM134 103H135V104L133 105V106H134L133 109L138 110V112H140V113H143V116H142V114L140 115V116H142V119H143V117H146L145 110H146L147 108H149V109L152 108V109H153V107H149V105H148L149 103H148V100H147V99H145L144 101L142 100V103H143V104L145 103V105H148V107L146 106V107H147L146 109H144V107L141 106L142 103L139 104L138 101H137L138 104H136V102H134ZM163 103H164V104H163ZM181 103H182V104H181ZM183 103H184V105H183ZM200 103H201V104H200ZM206 103H207V102H206ZM215 103H214V104H215ZM223 103H224V106H223ZM234 103H235V102H234ZM251 103H252V102H251ZM256 103L258 104V106H260V104H261V103L259 104L257 101H256L255 103L253 102V104H255V105H256ZM196 104H193V105H196ZM214 104L212 103V107H213ZM232 104H233V103H232ZM238 104H239V103H238ZM238 104H237L236 106H238ZM245 104H246V103H245ZM245 104H243V107H245ZM249 104H250V103H249ZM253 104L248 105V103H247L246 105L249 106L248 108H250V106H251V105L253 106ZM145 105H144V106H145ZM166 105H167V108H166ZM170 105H172L173 107H171ZM179 105H180V106H179ZM188 105H189V106H188ZM193 105H192V106H193ZM215 105H216V104H215ZM215 105H214V106H215ZM218 105L216 106L217 108H218ZM221 105H220V106H221ZM261 105H262V104H261ZM138 106H139V107H138ZM140 106H141V107H140ZM169 106H170V107H169ZM182 106H183V107L186 106V107L182 109V108H180V107H182ZM198 106H195V110L192 109V107H191L192 111H193V110L195 111L194 114L198 113V111L200 112L201 107L198 108V111H196V108H197ZM230 106H231V105H230ZM236 106H234L235 109H236ZM239 106H242V105L239 104ZM247 106H246V108H247ZM252 106H251V107H252ZM232 107H233V105H232ZM232 107H230V108H231V111H233V112H231V111L228 110L230 114L227 113V115H231V116L228 117V116L226 115L224 119L222 118V116L225 114L226 110H225V111H220L221 113H220L219 111L216 112V110H215V112H216L217 115H218V113L222 114V113L224 112L223 115H221V118H222V119H221L222 122L220 121L221 124L218 123V119L220 118V116H217L215 113H212V112H214V111L209 112L210 114H213V115L215 114V115H216V117H217L218 119L214 118L215 115H214V116L211 115V116H212V118L216 119L218 125L220 124V126H218V125L216 126L217 123L215 124V122L212 121L211 118H210V120H211L210 122H213V123H209V122H208V120H209L208 115H205V116L208 118V120H207V118H205V117H202V118H201L200 116H201L202 114H203V116H204V113L206 112V109H207V108H206V109L202 108V110L204 109V113H202L200 116H199L200 113H198V116L200 117V119H198V120H199L201 123H200V122H197L196 124H199L200 129H202V131L204 130V131L207 133V135H206V134L203 132V133H204V136L206 135L205 138H204V136H202V135H203L202 133L199 134V133L201 132V130L199 131V133H198V131H197L198 134L195 133L196 136H194V134H193L194 131H193V133L191 132L193 135L190 133V131H191V129L196 131V129H194L193 126H189V127H188V130H190V131H189L190 136L193 137L192 139L194 140V144H195V143H196V144H197V143L199 144V143L201 142V143H202V147H203V148H202V149H203L202 151H204V149H205L204 147H207V146L209 145V147H211V150H209V147L206 148V149H207V150H206L207 153L209 154V153H210L209 151H213V150H214L213 152H215V155H214V153H212V154L215 156L214 158L217 157L216 168H215V166H212V164L214 163V162L212 163V161H213V160H216V159L213 158V155L210 154V156H212L213 159H212V161H209L208 158H204V157H205V153H206V151H204L205 153H204V152L202 153V151L200 152L201 149L198 150V151L202 154V156H199L200 153L198 154L200 161H201V159H202V160H203V159H204V160L207 159L209 162H207V160H206V162L203 160L205 163H202L203 161H201L200 163L198 162L199 167H197V168H199V169H197V171L200 172V173H204V172H206L207 169H209V172H210V171H213V170L216 171V170H218V167H219L221 164H223L224 167H222V168H224V169L226 168V169H225L226 171L224 170L225 172H227V173L230 172V173H232V174L235 175V176H234V175H230V174H229V175L227 176V173H224L223 176H222L223 179L226 178L227 181H228V180H231V181H230V185H227V187L225 186V184H226L227 181L223 180V182H225V184L223 183L224 186H225V187H224V189H225L224 192H226V193L230 192V193H229L230 196H229V194L227 195L226 193H224V196H225V197L227 196V197L225 198V200H226V201L228 200L227 202L230 201L229 203L232 204L231 202H233V201H231V200H234L233 198H235V195H234L235 193H236V195L238 196V198L241 196V194H242V198H243V197L245 198V199H242V202H241V203H240V201H238V200H239L238 198H236L237 200L235 199V200H236L235 202H237V201L239 202V203H237V204L235 203V204L238 206L237 208H238L239 210H238L237 208H235L236 206H235V207L232 206V205H234V204H232V205L229 204L230 206H229V208H228V205H227V203H226V201H225V203H226L225 205H227V207L224 205V208H225V210H226V209H231V213L228 212V210H226L225 212H228L229 214H233V213H234V215H232L233 217H235V212H236V216L238 217V218L235 217V218L237 219V221H234L235 219H234L231 215H229V216H230V217H229L230 219L228 220V218H226L228 215L225 213V214H226V215H225V219H226L225 221L228 222V223L225 222V223L227 224V225H226L227 228H226V226H224V227H223V230H225L224 228H226L227 231H223V232H222V236L224 235V237H225L224 232L227 233L228 235L226 234V237H225V238L222 237V238H223V240L225 239V240H224V244L227 243V244L229 245V248H228V251H227L228 253H226L227 248H223V247H226V246L228 247V245H226V246H225V245H222V244H223V243H222L223 241H220V239H218V238H219L218 236H217L216 238H217L219 241H218L217 239L215 240V239L213 238V242H214L213 245H214V246L216 245V247H212V251H213V248L216 249V253H217L218 250H219V252H220L221 254L218 253L217 255H220V256L222 255L221 257H219V256L217 257V255H215V254H214V256H211V255H210L211 250H210V251H208V250H204V251H203V250H200V249H205V248L208 249L206 246H203V247H205V248H203V247H201V248H197V247L195 246L196 244H195V245L192 244V242L195 243V240H196V239H194V237H191V236L184 237V239L187 238L186 241H188L187 244H188V247H189V248L186 247V246L184 245V244L186 243L185 240H183V239H181V238H180V239H181V240H180L178 234H177L178 237H177L176 235H173V234L176 232L175 229H174L173 226H172L173 224L171 225L172 227H168V229H166L167 226L170 225L169 223H171L172 220H173V217H171V215H170V214H171L170 211L173 209L171 212H172V214L174 215V213L177 211V208H178L177 205L180 204V202L178 203V200H177V199H176V200L173 199L174 201H177V202H174L175 204L177 203V205H176L177 207L175 206V204H174L173 202H171V201H170V202H169V201L167 202V203L173 204L174 207H176V208L174 209L173 205H171L173 208H171L170 211L168 210L169 215H170V217H171V219H170L171 221H170V222L167 221L169 225H166L167 223H166V224L164 223V224L166 225V226L164 225V226H165V227H164V230H165V229L168 230V231L165 230V231H166V234H167V232L170 233V232L172 231V229H174V230L172 231L173 234L171 233V234H172V237H173V240H176V238H178L179 240L177 239V241H175V242H180V243H179V245H178L177 243L175 244V242H174L173 240L171 241V239H172V237L170 236L171 234H170V235L167 234L168 236H167V235L164 236L165 238H167V239L164 238V240H163L164 242L167 240V241H169V242H170V241H171V242H174V246L176 245V247H173V245H171V244H173V243H171V242H170V243H171L170 245H168L169 242H168V244L166 245V247L168 246V247L166 248V250H167L166 253H167V254H168L169 252L173 251L172 254L169 253V254H171L170 256L168 255L171 259L167 257V258H168V263H169V264H170V262L173 263V264H176L175 261H177V259H178L177 262H180V259H179V258H181L180 256L183 255V252H184L185 250H186L187 252H186V253L184 252V253H185V257H184V255H183V259H186V256H188L187 258H190V260H191L192 258H193V259L195 258L194 260H195L198 264H203L204 261H205L204 259L207 258L209 255L211 256V259H213V261L210 259V261H212V262L209 263V260L207 259L208 264H212V263H213V264H218V262H217L218 259H217V258H220V259H219L220 262H222L221 260L224 259V261H223L222 263H220V264H223V263H224V264H264V263H263V262H264V256L261 257V254H260V257L258 256V254H259L260 252L264 253V251H263V249H264V247H263V246H264V243H262V242H263V239H260V237H263V238H264V236H260V234H258V232H259V231L262 232L261 229L263 230V228H264V216H263V215H264V211H262L261 208H260V209L258 208V207H260L261 204L263 203V201L261 202L260 200H262L261 198H264V190L261 189V191H259V193H261L260 195L263 196V197H260V196H259V193H258V190H257V189H259V188H258V187L256 188L255 186H253V183L251 182V180L247 181L248 179L246 180V179L244 178V177H250V176H251V174H250L251 171H253L255 174H256V173L259 174V172L257 171L258 169H259V171L261 170V172H262L261 175L264 174V172H263V170H264V169H263V168H264V164H262V162L264 163V157H263V156H264V142H263V141H264V128H263V126H264V121H263V119H261V118L263 117V114H264V109H261V110H260L259 107H258V110H257V109H256V108H257V105H256L255 108H252V110H250V109H246V110L244 109V110H242V112H243V111H244V112L247 111V112H246L247 114H246V113H244V112H243V113L240 112L241 110H239V107H237L236 111H235V109L232 110ZM261 107H262V106H261ZM138 108H139V109H138ZM140 108H142V110H143V109H144V110L142 111ZM187 108H189V109H187ZM193 108H194V107H193ZM220 108H221V107H220ZM220 108H218L217 110H219ZM241 108H242V107H241ZM165 109H166V110H165ZM168 109H169V110H168ZM172 109H173V110H172ZM174 109H176V110L178 109L179 112H178V113L175 112L176 110H174ZM181 109H182V110H181ZM199 109H200V110H199ZM209 109L212 110L211 107H210ZM209 109H208L207 111H209ZM254 109H255V110H254ZM202 110H201V111H202ZM248 110H249V111H248ZM148 111H149V110H148ZM194 111H193V112H194ZM237 111H238L239 113H238ZM256 111H258L257 113H259V114H257ZM262 111H263V112H262ZM184 112H185V111L182 112L184 115H181V116L178 117L179 120H180V118L183 116V117L185 118V120H184L183 117H182L181 119H183V120H181V121L188 122L187 119H188L189 121H191V120L189 119V117H186V116H185V115H186V114H185L186 112H185V113H184ZM190 112H191V110H189V111L187 112V113L189 114V116L193 114V112H191V114H190ZM144 113H145V115H144ZM209 113H208V114H209ZM233 113H234V115H233ZM168 114H169V115H168ZM188 114H187V116H188ZM206 114H207V113H206ZM244 114H246V115H244ZM249 114H250V115H249ZM253 114H255V115H253ZM176 115H177V116H176ZM236 115H237L238 118L236 117ZM248 115H249L250 117H251V115L254 116V117L251 119ZM258 115H259V116L261 115V117H259ZM168 116H171V117H168ZM172 116H175L174 119L176 118V120L172 119V118H173ZM193 116H194V115H192V117H193ZM198 116H197V117H193V119L198 118ZM242 116H243V117H242ZM245 116H247L248 118L245 117ZM257 116H258L259 118H258ZM164 117L162 116V119H163ZM167 117H168V118H171V119H170V122L168 121V119H166ZM190 117H191V116H190ZM192 117H191V118H192ZM209 117H210V116H209ZM223 117H224V116H223ZM235 117H236L237 119H236ZM226 118H227V119H226ZM229 118H230V119H229ZM242 118H243V120H242ZM255 118H256V120H255V122H254V119H255ZM147 119H148V118H147ZM201 119L204 120V123L202 122ZM239 119H240V121H239ZM143 120H144V119H143ZM219 120H220V119H219ZM230 120H231V121H230ZM245 120H246V121H245ZM250 120L253 121V122L250 123ZM147 121H148V120L145 119V121H144L142 124H144L145 122L147 123ZM192 121L194 122V120H192ZM229 121H230V122H229ZM243 121H245V122H243ZM259 121H262V123L259 122ZM149 122L151 123V120H150ZM167 122H169V123H167ZM176 122H175V123H176ZM185 122H184V123H185ZM193 122H190V124H189V123H188V124H189V125H192ZM226 122H228V123H226ZM246 122L249 123V125H248ZM171 123H172V122H171ZM173 123H172V124H173ZM179 123H180V121H178V124L176 123L177 127L180 125ZM182 123H183V122H182ZM182 123H181V125H183V126H184V129L186 130V129H187V127H186V123H185V125L182 124ZM202 123H203V124L208 123V124H205V125H209L210 127H213V126H214V128H210V130L212 129V130H215V131H216L217 127H221V125L224 124L225 126H224V125H223V126H224L225 128L222 127V128H218V129H222V130H223V128H224V130H225L226 128H228L229 130L232 129V131H228V129H226L225 131L223 130L222 132H220L219 130H217L216 132H217V133L220 132V133H218L219 135L217 134L216 137H215L216 132L213 131V133H214V132H215V133H214V137H212V136H213V133H208L209 130H208V131L205 130V128L203 127V126H205V125L202 126ZM222 123H223V124H222ZM229 123H230V125H229ZM237 123H238V125H237ZM165 124H164V125H165ZM188 124H187V125H188ZM200 124H201V125H200ZM213 124H214V125H213ZM227 124H228V125H227ZM231 124H232V127H233V128H232V127H229V126H231ZM235 124L237 125V127H236ZM250 124H251V125H250ZM161 125H162V127L164 126L163 124H161ZM174 125H175V124H173V126H174ZM211 125H213V126H211ZM233 125H234V126H233ZM240 125H241V126H240ZM143 126H144V125H143ZM169 126H170V125H169ZM171 126H172V125H171ZM173 126H172V127H173ZM183 126H180V127L182 128ZM194 126L196 127L197 125L194 124ZM226 126H227V127H226ZM238 126H239V127H238ZM160 127H161V126H159V129H158V130L160 131V133H162V132H161L162 129H161ZM165 127H166V125H165ZM165 127H163V130H164L165 132L168 131V133H169V131H170V133H169L168 135H167L165 132H164V133H165L167 136H169V137H170V134H171V137H172L173 132H171L170 129L173 130L175 126H174L173 128L170 127V129H168L169 127H166V128H165ZM177 127H175V129H176ZM180 127H179V128H180ZM197 127H198V126H197ZM215 127H216V128H215ZM244 127H245V128H244ZM179 128H178V129H179ZM181 128H180V130H183V128H182V129H181ZM236 128H238L240 131H239L238 129H236ZM207 129H209L208 126H207ZM241 129H242V130H241ZM146 130H147V129H146ZM185 130H184V132H187V130H186V131H185ZM197 130H199V129H197ZM236 130H237V131H236ZM143 131H144V130H143ZM143 131H142V132H143ZM173 131L175 132V130H173ZM178 131H179V130H178ZM178 131L176 130V133H178V134L181 133V134L179 135V137L181 136L180 138H182L183 136H184V137H185V136H187V137L189 136V135H185L186 133L182 134L183 131H182V132H178ZM233 131H234V132H233ZM241 131H242V132H241ZM144 132H145V131H144ZM211 132H212V131H211ZM223 132H224V133H223ZM226 132H227V134H226ZM232 132H233V133H232ZM240 132H241V133H240ZM189 133H187V134H189ZM178 134H177L176 137H178ZM210 134H211V137L213 138V140H214V138H215V139H216V138L219 139V138L221 137V135H223V134H226L225 137L229 135V136H228V137L230 138L229 141H231V139H232L233 137H235V136H237V134H239L238 139H239V140L242 139V140H240L241 143H240V141H239V143H238V140H237V142H234V141H236V137H235V139H233V142H234L236 145L238 144V145H237L238 147L241 146L244 150H245V149H246V150H245V152H244V150H243L242 148L239 149V150H241V153L243 152L242 154H240V152H238V147H237L235 144H233V142H228V140L226 139L227 142H228L229 144L231 143L230 145H228V143H226V144H227V147H226V148H227V150L230 148L229 150H230L231 153H229V150H228V152H227V150H226V151H225L226 153L223 151V153H225V154L228 153L229 155L231 154V158L229 159V160H230V161H229V160H228L229 157L226 155L228 158L226 157L227 159H226V158L223 159L222 157L218 156V155H221V154H222V153L220 154V152H221L220 147H219L220 152H219V151L217 152V150H218L217 147H218V145H219L220 142L217 143L218 140H215V142H216L218 145H215V144L212 145V144L215 143V142L211 139V137H210V138L207 137L208 135L210 136ZM232 134H233V135H232ZM198 136H199V137H198ZM200 136H201V137H200ZM219 136H220V137H219ZM231 136H233V137H231ZM171 137H170V138H171ZM176 137H175V135L173 136L174 141L177 139ZM194 137H195V138H194ZM206 137H207L209 140L211 139L210 142H209V140H207ZM222 137H223V136H222ZM228 137H227V138H228ZM240 137H242V138H240ZM173 138H171V139H173ZM175 138H176V139H175ZM202 138H203V139H202ZM223 138H224V137H223ZM223 138H222V139H223ZM229 138H228V139H229ZM244 138H245V139H244ZM222 139H219V140L222 141ZM224 139H225V138H224ZM224 139H223V140H224ZM243 139H244V140H243ZM262 139H263V141H262ZM177 140H179V138H178ZM177 140H176V141H177ZM182 140H184V138H182ZM182 140H181V141H182ZM185 140L187 141V139H185ZM190 140H191V138H189L188 142H189L190 144H192V145H190L188 142L186 143L185 141H184V143L189 144L190 146H192L193 149H192L191 147H189V145H187V147H186V145H185L184 143H181L180 145H182V146H180V147L185 148V149L189 150L190 152H191V151H192V152H195L194 155L192 154V156L195 157V156H197V154H196L197 150H196V149L198 148V145H197V146H195L196 144L193 145V142H192L193 140H191V142H190ZM196 140H197V142H196ZM203 140H204V141H203ZM206 140H207V141H206ZM246 140H247V141H246ZM251 140H252V141H251ZM259 140L262 141V142H260ZM171 141H172V140H170V142H171ZM176 141H175V144H174L175 146H174V147L177 146V145H176ZM179 141H180V140H179ZM198 141H199V142H198ZM245 141H246V142H245ZM258 141H259L260 143H258ZM168 142H169V141H168ZM177 142H178V141H177ZM256 142H257V143H256ZM201 143H200V144H201ZM254 143H255V145H254ZM168 144H169V145H171V144L173 145L172 142H171V144H170V143H168ZM168 144L165 143L164 146H166V148H167V147H168ZM178 144H179V143H178ZM200 144H199V147H200ZM205 144H207V145H206V146H203V145H205ZM222 144H223V142H222ZM226 144H225V146H226ZM232 144H233V145H232ZM239 144H242V145L239 146ZM244 144H245V145H244ZM259 144H261V145H263V146H261V145H259ZM234 145H235V146H234ZM243 145H244V146H243ZM183 146H184V147H183ZM193 146H194V147H197V148L195 149ZM216 146H217V147H216ZM220 146L222 147L223 145H221V143H220ZM228 146H230V147L228 148ZM231 146H232V148H233L232 151H231ZM177 147H178V146H177ZM177 147H176V149L174 148L177 152L184 150V149L179 148V147H178V148H179V149H178ZM212 147H213V148H212ZM223 147H224V146H223ZM236 147H237V148H236ZM164 148H165V147H164ZM166 148H165V149H166ZM200 148H201V147H200ZM215 148H216V149H215ZM224 148H225V147H224ZM224 148H221V149L223 150ZM250 148H251V149H250ZM165 149H164V150H165ZM198 149H199V148H198ZM172 150H173V149H172ZM195 150H196V151H195ZM208 150H209V151H208ZM224 150H225V149H224ZM242 150H243V151H242ZM232 152H233V153H232ZM248 152H250V153H248ZM253 152H254V153H253ZM165 153H168V150H165ZM197 153H198V152H197ZM216 153H217V155H216ZM195 154H196V155H195ZM201 154H200V155H201ZM236 154L238 155V156H237L238 159H237V158H236V159H237L238 162H239V163L237 162V165H238V168H239V169L237 168V170H240V165H241L243 168L245 167L244 170H243V172H242L243 175H244V177H243V175H241V173L236 174V173H237L236 169L234 170V173H233V171H232V169H231V168H233V167L236 166V165L234 166V164H235L236 161H237V160L235 159ZM243 154H244V155H243ZM253 154H255V155L257 154L256 158H258V159H256V158L254 157ZM222 155H223V157H225L224 154H222ZM247 155H248V156H247ZM203 156H204V157H203ZM210 156L206 154V157H209V158L211 159ZM234 156H235V157H234ZM239 156H242V157H245V158L247 157L248 161L246 160V162H248V163L245 164V163H244V160H245V159H244V158H239ZM201 157H202V158H201ZM219 157H220V158H219ZM233 157H234V159H235L236 161H235L234 159H232ZM250 157H251V158H250ZM253 157H254V160L252 159ZM221 158H222L223 161H225V162H223V161H219ZM197 159H198V157H197ZM239 159H241V160L243 159V160H242L243 162H241V160L239 161ZM259 159H260V160H259ZM142 160H143V159H142ZM144 160H145V159H144ZM226 160H227L228 162H227ZM252 160H253V161H252ZM256 161H257V162H256ZM259 161H261V162H259ZM217 162H218V163H217ZM230 162H231L232 164H230ZM233 162H235V163L233 164ZM250 162H255L256 164H255V163L252 164V163H250ZM211 163H212V164H211ZM226 163H229L230 166H228V165H227V166L224 165V164H226ZM191 164H192V163H191ZM206 164H208V165H210V166H212V167H210V166H208V165H206ZM239 164H240V165H239ZM259 164H261V165H259ZM188 165H190V164H188ZM188 165H187V166H188ZM192 165H193V164H192ZM192 165H191V167H192L191 169H192V170H190V173H191V175L194 174V175H192V177H194V176L196 177L195 172H194L195 168H194V166H192ZM198 165H197V166H198ZM200 165H203V166L205 165L206 168H205V166L202 167V166H200ZM214 165H215V164H214ZM232 166H233V167H232ZM257 166H258V167H257ZM201 167H202V168H201ZM229 167H231V168H230L231 171L228 169ZM193 168H194V170H193ZM200 169H201L202 171H203V170H206V171L202 172ZM210 169H211V170H210ZM212 169H213V170H212ZM227 169H228L229 171H228ZM233 169H234V168H233ZM182 170H183V169H182ZM241 170H242V168H241ZM254 170H256V172H255ZM192 171H193V172H192ZM178 172H181L180 169H179ZM235 172H236V173H235ZM211 173H212V172H211ZM213 173H214V172H213ZM178 174H180V175H178L179 177L182 175V173H178ZM204 174H206V173H204ZM239 174H240V176L243 177L242 180H244V181L247 182V185H246L245 183H243L244 181L241 180V177L239 176ZM211 175H212V174L208 175V172H207V175H205V176H206V177H209V178H210V181H212V176H211ZM213 175L215 176L216 173L213 174ZM225 175H226L227 177H226ZM245 175H246V176H245ZM214 176H213V177H214ZM195 177H194V180L196 179ZM206 177H205V179H204V178H203V179L206 180V179H207ZM228 177H229L230 179H228ZM231 177H232V178H231ZM233 177L236 178V179H237V177H238V178H240V179H238V180H241V181H242V182L240 181V182H241V183H240L241 186H240V184H239L240 187H239L238 191H236L237 189H235V188H236L235 184H236V183H239V182H237L238 180L236 181V179H234ZM198 179H199V178H198ZM198 179H197V180H198ZM203 179H202V180H203ZM232 179H233V180H232ZM202 180H201V181L198 180L199 182L197 181L196 184H197V183H198V184H199V183H202V187H203V185H204L205 182L203 183ZM219 180H220V178H219ZM206 181H207V180H206ZM208 181H209V179H208ZM235 181H236V182H235ZM192 182H193V178H192ZM192 182H191V183H192ZM220 182H222V181L220 180V181H218V183H216V182H212V183H216V184L219 185V187H220V184H219ZM250 182H251L252 184H251ZM212 183H210V182H209V183L206 182V184L204 185V187L208 184L207 187L209 186V188H210V187L213 186ZM227 183H229V182H227ZM231 183H232V184H231ZM242 183L245 184V185H243ZM196 184H195V185H196ZM198 184H197V185H198ZM210 184H211L212 186H211ZM216 184H214V185H215V186H213L214 188L216 187ZM197 185H196V186H197ZM228 186H230L229 190H227ZM197 187H198V186H197ZM200 187H201V186H199L198 188L201 190ZM213 187H212V188H213ZM242 187H243V189H241ZM247 187H248L249 189H248ZM250 187H251V188H250ZM191 188H193V187H191ZM191 188H189V194L191 195V198H192L191 200H193L194 197H196V195H192V194H195V193L197 194V192H195V190H194L193 192H191V191L193 190V189L190 190ZM209 188H206V187H205V188L202 189L203 191H206L205 193H208L207 191H209V190H210L209 192L211 193V196H210V193H209V199H208V198H206V197H208V194H207V196H206V194H203L204 192H202V194L205 196V197L203 196V198H204V200H205L204 203L201 202L202 200H201L200 198H202V197H201L202 194L200 193V191H199V193H200V198H196V200L194 199L193 201H190V202H192V203L189 204V206H190V205L192 206L191 209H190V211H191V210H194V211H195V209H196V208H194V206H193V202H194V201L197 203V201H198L197 199H199V200H200L199 202H201V204L198 202V203L200 204V205L198 204V206L201 207V208H199V210H197V211H198V212H197L198 214H197L196 211H195V213L197 214V215H195V216H198V219H199V217H202V219H203V217H205V215H207L208 211H207V212L204 211V212L206 213V214H205L201 209H202L204 206H205V207H204L205 209L203 208L204 210H207V209H208V208L206 207V205L210 206L208 203H211V202H212V198H211V197H213V199H214L213 204L215 205V204H216V201H215L216 198H214V197H215V196L217 197L218 194L220 193V192H218V191H220L219 189H216V190H217V191H216V190H214V188H213V189H211V188L209 189ZM216 188H217V187H216ZM177 189H178V187H177ZM194 189H195V188H194ZM204 189H205V190H204ZM206 189H207V190H206ZM196 190H197V189H196ZM202 190H201V191H202ZM226 190H227L228 192H227ZM239 190H240V193H239ZM235 191H236V192H235ZM247 191H248V192H247ZM256 191H257V192H256ZM262 191H263V192H262ZM217 192H218V193H217ZM233 193H234V194H233ZM238 193H239V194H238ZM251 193H252V194H251ZM256 193H257V194H256ZM179 194H181L180 191H179ZM225 194H226V195H225ZM247 194H248V195H247ZM262 194H263V195H262ZM198 195H199V194H197V197H198ZM213 195H215V196H213ZM239 195H240V196H239ZM228 196H229V197H232V198L229 199ZM237 196H236V197H237ZM249 196H250V197H249ZM257 197H258V198H257ZM259 197H260V198H259ZM256 198H257V199H256ZM254 199H255V200H259V201L261 202V203H260V202L258 201V202L260 203V204H259L260 206H258V205L255 204L256 201H255ZM173 200H172V201H173ZM181 200L183 201V199H181ZM188 200H190V198H189ZM206 200H207V201H206ZM208 200H211V202H209ZM240 200H241V199H240ZM243 200H244V201H243ZM182 201H181V202H182ZM250 201H252L253 204H252V202H250ZM186 202H187V203H186ZM207 202H208V203H207ZM184 203H185L186 206H187L188 201H184ZM205 203H206V204H205ZM233 203H234V202H233ZM256 203H257V202H256ZM202 204H204V205L201 206ZM211 204H212V203H211ZM239 204H241V205H239ZM257 204H258V203H257ZM134 205H135V204H134ZM166 205H167V204H166ZM166 205H165V207H166ZM183 205H184V204H183ZM183 205L181 204L182 207H183ZM195 205H196V207H197V204H195ZM251 205H252V206H251ZM254 205H256V206H258V207H256V206L253 207ZM263 205H264V203H263ZM186 206H184L186 209L183 208L185 211H183V209L181 208V209H182V212H183L182 215H183L184 212H185V214L183 215V216H185V218H186V216L188 215V214H186V212H188V210H189V209H187L189 206H187V207H186ZM211 206H213V205H211ZM250 207H252V208H250ZM166 208H167V207H166ZM166 208H165V209H166ZM168 208H170V205H169V204H168ZM179 208H180V206H179ZM192 208H193V209H192ZM197 208H198V207H197ZM253 208H255V209H254L255 213H256V212H259V213H260V212L262 211V212H261V214L263 213V215L261 216L262 218L256 219V218H258V217H256V216H260L261 214H260V215H258L257 213H256L257 215L254 214V212H253V210H252ZM257 208H258V209H257ZM262 208H263V207H262ZM214 209H216L215 206H214ZM174 210H176V211H174ZM251 210H252V211H251ZM179 211H180V209H179ZM194 211H193V212H194ZM200 211L203 212V213H202L203 216H199V214L201 213ZM229 211H230V210H229ZM165 212H167V209H166ZM168 212H167V213H168ZM193 212H191V215H192ZM252 212H253L254 215H253V214L251 215ZM177 213H179V212L177 211ZM175 214H176V213H175ZM173 215H172V216H173ZM200 215H201V214H200ZM255 215H256V216H255ZM189 216H190V214H189ZM189 216H187V217H189ZM239 216H240V217H239ZM242 216H243L244 218H242ZM251 216H255V217H256V218H255V217L253 218V219H255V222H254L253 219H251V221H249L250 218H251ZM190 217H191V216H190ZM193 217H194V216H193ZM206 217H207V216H206ZM231 217H232V218H231ZM248 217H250L249 220L247 219ZM240 218H241V219H240ZM187 219H189V218H187ZM187 219H186V221H187ZM231 219H233V220L231 221ZM191 220H192V219H191ZM194 220H195V219H194ZM245 220H246L247 223L245 222ZM247 220H248L249 222H251V223H249ZM189 221H190V220H189ZM240 221H241V222H240ZM196 222H197V221H196ZM236 222H237V223H236ZM252 222H253V223H252ZM184 223H185V222H184ZM243 223H244V224H243ZM245 223H246V224L249 223V224L246 225ZM245 225H246V226H245ZM250 225H251V226H250ZM174 227L176 228V226H174ZM258 227H259V228H258ZM262 227H263V228H262ZM169 228H170V229H169ZM171 228H172V229H171ZM169 230H170V231H169ZM165 231H164V232H165ZM235 231H236V232H235ZM263 231H264V230H263ZM229 232H230V233H229ZM255 232H256V233H255ZM260 232H259V233H260ZM251 233H252V234H251ZM262 233H263V232H262ZM254 235H256V236H254ZM261 235H262V234H261ZM263 235H264V234H263ZM175 236H176V237H175ZM251 236H252V237H251ZM259 236H260V237H259ZM168 237H169V239H170V237H171V239L168 240ZM255 237H256L257 239H256ZM258 237H259V238H258ZM190 238L192 239L191 241H190ZM227 238H228V239H227ZM253 238H254V239H253ZM188 239H189V240H188ZM251 239H252V240H251ZM214 240H215V241H214ZM227 240H228V241H227ZM261 240H262V242H261ZM182 241H184V242H182ZM225 241H226V242H225ZM256 241H259V244H260V243L263 244V245L260 244V245H262V247H263L262 250L259 251V249L261 248V246H260V247H256V245L258 244V242H256ZM216 242H219V246H220V247L218 246V243L216 244ZM255 242H256V243H255ZM166 243H167V242H166ZM221 243H222V244H221ZM249 243H250V244H249ZM252 243H253V244H252ZM187 244H186V245H187ZM259 244H258L257 246H259ZM180 245L184 248V249L181 248L182 250L178 249V250H180L181 252L177 250L178 246H180ZM189 245H190V246H191V245H194V248H193V246H192V248H191ZM221 245H222V246H221ZM254 245H255V246H254ZM217 247H219V248H217ZM232 247H233V248H232ZM254 247H255V248H254ZM168 248H170L171 251H170V249H168ZM173 248L176 249L178 252H177L176 250H174ZM179 248H180V247H179ZM195 248H196V249H195ZM187 249H188V250H189V249H190V250L192 249L193 252H198V251H199V252H198L199 254L196 253L197 256H198V258L204 255L203 257H201V260H202L203 263L200 262V261H201L200 259H199V260H200V261H199L200 263H199L198 260H196L197 257H196V255H195V253L193 254V252L191 253V251L189 252ZM224 249H225V251H224ZM244 249H245V250H244ZM254 249H256V251H255ZM196 250H197V251H196ZM230 250H231V251H230ZM168 251H169V252H168ZM175 251H176L177 253H176ZM202 251H203V252H202ZM207 251L209 252V255H207V254H208ZM238 251H240L241 253L238 252ZM257 251H258L259 253H257ZM188 252L191 253V254H193L194 256H193V257H192V256L190 257L191 254L189 255ZM214 252H215V251H214ZM214 252H213V253H214ZM224 252H225L226 254H225ZM255 252H256L257 255L255 254ZM166 253H165V255H166ZM179 253H181V255H180ZM205 253H206V254H205ZM213 253H212V254H213ZM230 253H231V254H230ZM234 253H235V254H234ZM175 254H176V255L179 254L180 256H179V255H178L179 257H178V256H175ZM186 254H188V255H186ZM236 254H237V255H236ZM172 255L175 256V257H173ZM205 255H207V257H205ZM224 255H225V256L228 255V256L226 257V259L223 257ZM238 255H239V256H238ZM243 255H244V256H243ZM262 255H263V254H262ZM166 256H167V255H166ZM166 256H165V257H166ZM171 256H172V257H171ZM210 256H209V258H210ZM256 256H258V257L260 258V261L257 260V259H259V258L256 257ZM154 257H156V256H154ZM154 257H152V258L148 257L149 259L146 258L144 263H146V260H147V261L149 260L147 263H152V262H153L152 260H153ZM176 257H178V258L176 259ZM204 257H205V258H204ZM213 257H214V258H213ZM215 257H216V258H215ZM222 257H223V259H222ZM255 258H257V259H255ZM183 259H182V261H181L182 264H183V262H185L186 264H187V262H188V264H189V262H190V263L192 262L191 264H194V263H195L194 261H192L193 259H192L191 261H190L189 259H188V261H186V260L183 261ZM174 260H175V261H174ZM214 260H215V262H214ZM226 260H227V261H226ZM245 260H246V261H245ZM193 262H194V263H193ZM258 262H259V263H258ZM206 263H207V262H206ZM178 264H180V263H178ZM195 264H196V263H195Z\"/></svg>", "mask_w": 264, "mask_h": 264}]
</instances>
